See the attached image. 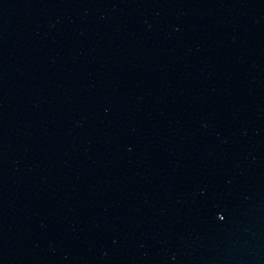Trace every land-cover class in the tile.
<instances>
[{
    "label": "water",
    "instance_id": "water-1",
    "mask_svg": "<svg viewBox=\"0 0 264 264\" xmlns=\"http://www.w3.org/2000/svg\"><path fill=\"white\" fill-rule=\"evenodd\" d=\"M0 264H264V0H40Z\"/></svg>",
    "mask_w": 264,
    "mask_h": 264
}]
</instances>
